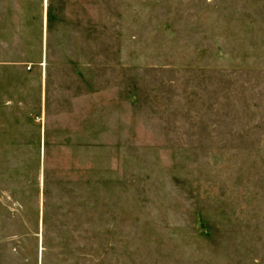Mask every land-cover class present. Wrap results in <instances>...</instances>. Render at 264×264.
<instances>
[{"label": "rangeland", "instance_id": "obj_1", "mask_svg": "<svg viewBox=\"0 0 264 264\" xmlns=\"http://www.w3.org/2000/svg\"><path fill=\"white\" fill-rule=\"evenodd\" d=\"M0 264H264V0H0Z\"/></svg>", "mask_w": 264, "mask_h": 264}]
</instances>
